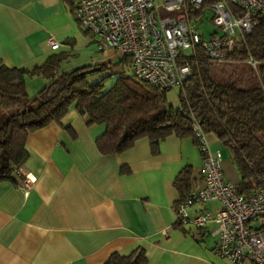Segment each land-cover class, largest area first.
<instances>
[{
  "label": "crops",
  "instance_id": "obj_1",
  "mask_svg": "<svg viewBox=\"0 0 264 264\" xmlns=\"http://www.w3.org/2000/svg\"><path fill=\"white\" fill-rule=\"evenodd\" d=\"M83 34L66 0H0V63L9 68L32 69L61 52L72 55L64 72L120 60L113 51L101 58L88 52L80 46ZM50 39L60 49L53 51ZM46 83L29 81V95ZM87 121L73 105L61 123L29 135L23 174L35 183L28 190L21 180L0 182V264H105L113 254L129 256L138 247L148 264H231L214 252L217 224L196 229L177 223L176 178L190 167L192 192L204 185L202 154L193 138L170 137L159 155L152 154L148 140L102 155L96 142L106 128L88 127ZM208 139L220 150L214 135ZM222 166L226 179L239 185L232 160ZM219 208L212 201L189 213Z\"/></svg>",
  "mask_w": 264,
  "mask_h": 264
},
{
  "label": "trees",
  "instance_id": "obj_2",
  "mask_svg": "<svg viewBox=\"0 0 264 264\" xmlns=\"http://www.w3.org/2000/svg\"><path fill=\"white\" fill-rule=\"evenodd\" d=\"M66 2L74 13V1ZM248 52L260 61L258 73L247 64ZM71 57V53H57L32 69L0 63V182L23 183L29 135L53 122L61 123L74 105L88 118V127L105 126L96 142L102 155L123 153L141 140H148L152 154L159 155L161 144L170 137H191L199 147L193 131L197 119L207 135H214L229 150L241 175L239 193L249 197L264 188V17L237 42L228 63H211L200 48L185 56L192 74L179 88L178 105L166 104L172 90L154 87L134 74L139 85L121 77L106 90L109 76L91 82L94 74L112 72L118 66L129 65L132 70L130 58L120 57L88 74L98 66L62 71ZM36 78L47 83L31 97L28 83ZM192 174L188 167L176 178L180 202L192 193ZM105 264H148V260L145 249L138 247L129 256L113 254Z\"/></svg>",
  "mask_w": 264,
  "mask_h": 264
},
{
  "label": "built area",
  "instance_id": "obj_3",
  "mask_svg": "<svg viewBox=\"0 0 264 264\" xmlns=\"http://www.w3.org/2000/svg\"><path fill=\"white\" fill-rule=\"evenodd\" d=\"M75 18L84 33L96 38L97 51H113L130 58L133 74L162 90L181 88L191 76L186 59L189 51H205L213 64L232 60L237 42L251 33L264 17V0H73ZM210 22L218 30L208 39L192 28V23ZM53 51L62 44L50 39ZM247 64L258 73L260 61L248 52ZM193 131L202 154L204 185L176 208L177 223L204 229L218 226L215 253L231 264H264V188L249 197L239 193L223 172V154L213 150L200 121L194 119ZM25 176V175H24ZM35 183L25 176L22 188ZM217 201L215 212L200 211L191 216L194 206Z\"/></svg>",
  "mask_w": 264,
  "mask_h": 264
},
{
  "label": "rangeland",
  "instance_id": "obj_4",
  "mask_svg": "<svg viewBox=\"0 0 264 264\" xmlns=\"http://www.w3.org/2000/svg\"><path fill=\"white\" fill-rule=\"evenodd\" d=\"M210 18H211L210 13H207V16L204 19V23H197V22L192 23V28L197 30L199 33L203 34L208 39L213 35V33L218 31L216 29V27H214L213 24L210 22ZM83 36L85 37L86 40L80 46L83 47L84 49L88 50V52H95V55L97 54V55H99V58H101L103 54L99 53L97 51V45L95 43L96 38L89 33H86V34L84 33ZM188 53L191 54L192 51H189ZM117 56L119 57V55H117ZM74 60H75V58L72 60V62ZM69 63L67 62L66 64L68 65ZM215 66H217V65H215ZM108 76L110 78H108L106 80V83H105V89L106 90H109L115 83H117V81L121 77L126 78L128 80H131L130 83L132 82L134 84L139 85V81L133 77V73H132L131 67L129 65L115 67L112 72L109 70H105L103 72H99L97 74H94V77H93V79H91V82H97L98 80L103 79V78L108 77ZM178 95H179V88L170 91L168 94V99H167L166 104L178 105ZM217 148H219L220 151L222 152L223 160L225 159L227 161L228 160L231 161L229 150L227 148H225L221 144H218ZM262 222H264V219L256 222L254 224V226H258Z\"/></svg>",
  "mask_w": 264,
  "mask_h": 264
},
{
  "label": "water",
  "instance_id": "obj_5",
  "mask_svg": "<svg viewBox=\"0 0 264 264\" xmlns=\"http://www.w3.org/2000/svg\"><path fill=\"white\" fill-rule=\"evenodd\" d=\"M100 70H101L100 67H96V68H94V69H92V70H90V71H86L85 73L92 74V73L99 72Z\"/></svg>",
  "mask_w": 264,
  "mask_h": 264
}]
</instances>
